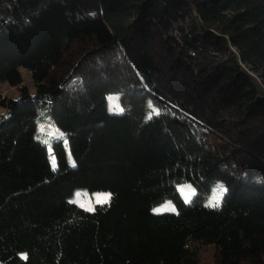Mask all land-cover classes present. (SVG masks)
I'll return each mask as SVG.
<instances>
[{"label": "trees", "instance_id": "1", "mask_svg": "<svg viewBox=\"0 0 264 264\" xmlns=\"http://www.w3.org/2000/svg\"><path fill=\"white\" fill-rule=\"evenodd\" d=\"M0 82L20 86L0 90V264H202L201 248L264 264V0H0ZM107 92L125 114L107 113ZM148 100L162 113L146 122ZM48 116L76 169L60 141L51 171ZM216 180L229 193L209 211ZM81 187L117 195L86 213L67 203ZM164 198L179 217L149 213Z\"/></svg>", "mask_w": 264, "mask_h": 264}, {"label": "clouds", "instance_id": "2", "mask_svg": "<svg viewBox=\"0 0 264 264\" xmlns=\"http://www.w3.org/2000/svg\"><path fill=\"white\" fill-rule=\"evenodd\" d=\"M106 111L109 115H123L128 111V107L122 101V93L120 92H107L104 96ZM51 99L48 100V105L51 106ZM162 110L151 100H148L145 105V121H151L161 115ZM12 113L10 111L0 110V122L10 118ZM40 116L45 113L41 111ZM50 123L41 124V131L44 133L42 136H37L44 145H47L48 158L50 161L51 171L56 173L59 168L58 157L55 154L54 142L62 141V146L65 150L66 161L71 169L77 168V160L72 153L70 132L63 129L54 118L48 116ZM48 129V131H46ZM55 130V135H49L51 130ZM171 186L174 193L179 196L181 202L185 207H193L195 198L200 194L197 186L187 178H181L180 181L172 180ZM74 192V191H73ZM229 193V187L223 180H217L211 189V195L202 203V207L209 211H220L226 195ZM117 194L111 190L96 191L89 194L88 190L78 189L75 191L74 197H70L67 203L74 205L86 213L94 214L97 211L96 205L103 208L104 205L111 206L114 197ZM149 213L153 215L172 214L177 217L180 215V209L175 201L171 198H166L161 204L153 205L149 209ZM19 257V254H17Z\"/></svg>", "mask_w": 264, "mask_h": 264}, {"label": "rangeland", "instance_id": "3", "mask_svg": "<svg viewBox=\"0 0 264 264\" xmlns=\"http://www.w3.org/2000/svg\"><path fill=\"white\" fill-rule=\"evenodd\" d=\"M20 71H21V73H22V81H21V83L19 84L20 86L21 85H23V86H25V88H29L30 90H32V86H33V83H32V80H31V78H30V75H29V73H28V71H26V69L25 68H23V67H20ZM20 86H11V85H9L8 83H6V82H0V90H1V93L3 94V95H5V96H14V95H16V94H18V90H19V87ZM0 110H4V106L3 105H1L0 104ZM40 125L41 124H39V127H40ZM217 181V180H216ZM215 181V182H216ZM214 182V183H215ZM214 183L212 184V186L214 185ZM212 186H211V188H210V190H209V192L205 195V197H204V199L203 200H205V199H207L210 195H211V189H212ZM78 189H85V188H76L75 190H74V192H73V194L71 195V197H74V194H75V191L76 190H78ZM96 191H107V190H105V189H100V190H92V191H89L88 190V192H89V194H91V193H93V192H96ZM166 198H164L163 200H161V201H159V202H157V203H155V204H153V205H159V204H161L164 200H165ZM152 205V206H153ZM199 252H202V255L204 256V260H203V262H202V264H209L210 263V261H209V253H208V251L207 250H205L204 248H201L200 250H199ZM211 264V263H210Z\"/></svg>", "mask_w": 264, "mask_h": 264}, {"label": "snow or ice", "instance_id": "4", "mask_svg": "<svg viewBox=\"0 0 264 264\" xmlns=\"http://www.w3.org/2000/svg\"><path fill=\"white\" fill-rule=\"evenodd\" d=\"M48 134H49V135H55V130H54V129L51 130Z\"/></svg>", "mask_w": 264, "mask_h": 264}]
</instances>
